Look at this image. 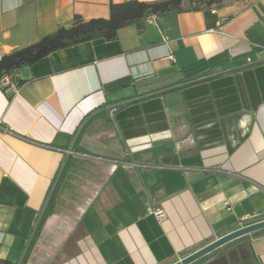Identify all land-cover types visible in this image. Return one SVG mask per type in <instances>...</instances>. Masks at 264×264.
<instances>
[{
    "label": "crops",
    "instance_id": "obj_1",
    "mask_svg": "<svg viewBox=\"0 0 264 264\" xmlns=\"http://www.w3.org/2000/svg\"><path fill=\"white\" fill-rule=\"evenodd\" d=\"M123 1L0 0V58ZM155 21L0 82V264H18L80 126L106 107L82 130L23 264H172L264 220V62L222 69L261 58L264 0ZM249 241L264 264V229L191 264H251Z\"/></svg>",
    "mask_w": 264,
    "mask_h": 264
},
{
    "label": "trees",
    "instance_id": "obj_2",
    "mask_svg": "<svg viewBox=\"0 0 264 264\" xmlns=\"http://www.w3.org/2000/svg\"><path fill=\"white\" fill-rule=\"evenodd\" d=\"M213 5H218L217 0H125L120 3L110 4V15L108 18H93L90 20H84L81 16L77 15L75 16V20L72 26L61 27L55 32L44 36L34 44L3 55L0 58V82L6 76H9L10 79H13L14 74L19 69L34 64L36 61L53 51L98 38H104L108 41L115 40L118 37L119 29L131 24L137 25L139 31H143L146 20L151 15L161 16L168 13L200 10L203 8L211 7ZM257 52L258 49H255L250 54L242 56L240 58L241 60L239 58H234L225 61L222 63V69L228 70L230 68L238 67L243 64L254 65L256 63L264 62V57H258ZM248 57H250V60L248 59ZM21 84L22 80H18L16 83L17 86H20ZM70 163L71 158L69 159L63 171L61 179L49 203L45 216L39 225L29 251L31 250V247L33 246L36 238L42 231L47 218L51 214L55 197L58 193L59 187L64 179L66 170ZM62 166L63 163L58 171L56 178L58 177ZM51 189L52 187L50 188L49 193ZM28 240L29 238L25 239L23 241V244L19 246L22 251L25 249ZM247 255L249 256V258H251V264H255L253 254L249 249H247Z\"/></svg>",
    "mask_w": 264,
    "mask_h": 264
},
{
    "label": "water",
    "instance_id": "obj_3",
    "mask_svg": "<svg viewBox=\"0 0 264 264\" xmlns=\"http://www.w3.org/2000/svg\"><path fill=\"white\" fill-rule=\"evenodd\" d=\"M248 65H250V64H244V65L235 67L233 69L243 68V67H246ZM159 92H161V91H158L157 93H159ZM142 97H144V96H142ZM139 98H141V97H139ZM132 100H134V99H132ZM132 100H130V101H132ZM108 109L109 108L106 107L104 109L98 110L97 112L93 113L80 126V128H79V130H78V132H77V134L75 136V139H74V142H73L72 147L70 149V152L67 154V156L65 158V161H64L63 166H62V168L60 170V173H59L58 177L56 178V180H55V182H54V184L52 186V189H51V191L49 193L47 201H46V203H45V205H44V207H43V209H42V211H41V213L39 215L38 221H37V223L35 225V228H34L32 234H31V236L29 238V241H28V243H27V245L25 247V250H24V252H23V254L21 256V259L18 262V264H23V262H24V260L26 258V255H27V253L29 251L30 245H31V243H32V241H33V239H34V237L36 235V232H37V230L39 228L40 223L42 222V220H43V218L45 216V213H46V210H47V208L49 206V203H50V201H51V199H52V197L54 195V192H55V190L57 188V185H58V183H59V181L61 179L63 171H64V169H65V167H66V165L68 163V160H69V158H70V156H71V154H72V152L74 150V146H75V144H76V142H77L82 130L84 129L85 125L94 116H96L97 114H99V113H101L103 111H108ZM261 229H264V220H260V221H257V222H253V223L247 224L245 226H242V227H240V228H238L236 230H233V231L225 234L224 236H221V237L215 239L211 243L205 245L204 247L196 250L195 252L185 256L184 258H182V259H180V260H178V261H176V262H174L172 264H191V263L199 260L200 258L204 257L205 255L213 252L214 250H216V249H218V248H220V247H222V246H224V245H226V244H228V243H230V242H232V241H234V240H236V239H238V238H240L242 236H245L247 234L253 233L255 231H259ZM249 244H250V248L252 250V253H253V256H254L256 264H262L260 262L258 256L256 255L255 251H254V248H253V246L251 244V241H249Z\"/></svg>",
    "mask_w": 264,
    "mask_h": 264
},
{
    "label": "built area",
    "instance_id": "obj_4",
    "mask_svg": "<svg viewBox=\"0 0 264 264\" xmlns=\"http://www.w3.org/2000/svg\"><path fill=\"white\" fill-rule=\"evenodd\" d=\"M147 20L150 21V22H156V21H155V20H156V15H151V16H149V17L147 18ZM214 31H217V32H223L221 26L218 27V28H216ZM259 52H260L261 57H264V46H262V47L259 48ZM249 60H250V59H249ZM10 81H11V80H10V77H9V76H6V77H4V78L2 79V82H3L5 85L10 84ZM12 86H13L14 88H17V87H18L16 84H12ZM0 127H1V125H0ZM152 213H154V214L156 215V217L159 218V219H164V217H165V212H164V210H163L162 208H156L155 210H152ZM246 218H247V217H246Z\"/></svg>",
    "mask_w": 264,
    "mask_h": 264
},
{
    "label": "rangeland",
    "instance_id": "obj_5",
    "mask_svg": "<svg viewBox=\"0 0 264 264\" xmlns=\"http://www.w3.org/2000/svg\"><path fill=\"white\" fill-rule=\"evenodd\" d=\"M232 0H217V4H223V3H227L230 2Z\"/></svg>",
    "mask_w": 264,
    "mask_h": 264
}]
</instances>
